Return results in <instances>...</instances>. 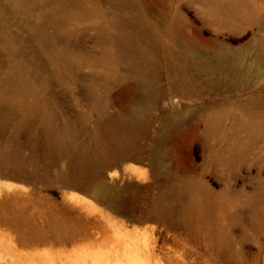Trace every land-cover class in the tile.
Masks as SVG:
<instances>
[{
    "label": "rangeland",
    "instance_id": "374dc122",
    "mask_svg": "<svg viewBox=\"0 0 264 264\" xmlns=\"http://www.w3.org/2000/svg\"><path fill=\"white\" fill-rule=\"evenodd\" d=\"M0 161V264H264V0H0Z\"/></svg>",
    "mask_w": 264,
    "mask_h": 264
},
{
    "label": "bare ground",
    "instance_id": "6f19581e",
    "mask_svg": "<svg viewBox=\"0 0 264 264\" xmlns=\"http://www.w3.org/2000/svg\"><path fill=\"white\" fill-rule=\"evenodd\" d=\"M183 41L184 43L187 45L188 49L190 50V52L192 53V55H196L199 56L201 54V50L203 48H206L208 46L207 42L203 39V36L199 33V32H194L192 33V35H183ZM200 57V56H199ZM221 63H213L211 60L206 59L201 61V65L200 67H202L204 70H206L208 73H212L215 70H217L220 67ZM155 80H156V72L154 69H149L147 71V81L146 84L145 83H141L140 86L138 87H142L144 89H146V94L144 95L145 98L149 95H151L150 90H152L153 92H157V88L155 87ZM2 99V98H1ZM122 104L124 105V107H130L133 105L135 107L137 106H143L142 104H145V99L144 98H138L136 96H133L132 98H121L120 99ZM138 104V105H137ZM135 126V125H134ZM133 126V127H134ZM136 127V126H135ZM134 127V128H135ZM132 128V127H131ZM133 128V130H134ZM177 127L176 126H171L169 127V129L166 131L165 136L164 137H171L170 139V143H168V146L171 147L173 145L172 139L175 135H177ZM130 139V138H129ZM128 139V140H129ZM164 140V139H163ZM119 142V141H118ZM121 145V144H120ZM123 146V145H122ZM128 146V145H127ZM124 147V146H123ZM122 147H120L121 149ZM126 148V147H125ZM1 162V161H0ZM116 169V168H115ZM89 171V170H88ZM112 176L116 175V171L111 172L110 173ZM0 175H3L1 170H0ZM84 178V177H83ZM85 180V179H84ZM76 185L81 186L82 183H78ZM108 199L110 200H115V193L113 190H109L108 194L106 195ZM119 199V198H117ZM130 254V253H128Z\"/></svg>",
    "mask_w": 264,
    "mask_h": 264
}]
</instances>
